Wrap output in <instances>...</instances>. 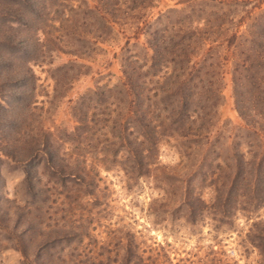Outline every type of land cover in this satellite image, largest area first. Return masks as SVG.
<instances>
[{
  "label": "rangeland",
  "instance_id": "374dc122",
  "mask_svg": "<svg viewBox=\"0 0 264 264\" xmlns=\"http://www.w3.org/2000/svg\"><path fill=\"white\" fill-rule=\"evenodd\" d=\"M262 1L252 0L239 14L260 12L255 6L264 10ZM65 5L63 17L69 21L63 24V32L67 36L63 42L45 44L43 54L30 64L35 75L30 99L36 102L31 104L35 108L27 109L21 130L53 132L56 143L78 159L86 168V178L91 176L93 181L86 185L75 180L55 190L48 175L40 174L41 186L48 191L40 199L47 200L34 204L23 167L0 152V264H24L15 239L28 223L38 221L42 226L29 232L26 239L39 241L41 232L53 229L63 232L68 241L61 253L65 264H122L128 254L139 264H264L256 240L251 243V236L248 238L254 233V222L260 221L258 226L264 229V201L255 209L248 202L239 204L224 218L211 207L192 218L181 207L186 180L194 171L195 177H190L193 192L210 203L214 196L210 168L219 161L228 172L227 157L235 149L254 151L239 136L244 123L234 106L231 59L224 61L222 69L217 124L221 139L216 148L220 156L213 152L201 160L203 147L190 148L177 139L163 140L152 171L137 176L129 169L125 155L120 153L116 159L111 155L112 135L117 133L113 128L116 113L112 112L116 107L111 102H117L114 96L125 98L118 92L126 59L137 55L141 63L150 54L144 47L143 22L150 23L173 8H186L174 14L182 15L190 7L176 0H154L137 13L108 15L117 22L96 44L95 0H66ZM204 9L211 11L210 7ZM2 90L0 87V95ZM102 90H108L106 94L113 90V96L96 104V91ZM83 112L87 131L84 128L82 132L77 120ZM11 117L16 118L15 114ZM2 121L0 115V135ZM75 127L78 131L72 133ZM188 153L192 154L185 156Z\"/></svg>",
  "mask_w": 264,
  "mask_h": 264
},
{
  "label": "trees",
  "instance_id": "16d2710c",
  "mask_svg": "<svg viewBox=\"0 0 264 264\" xmlns=\"http://www.w3.org/2000/svg\"><path fill=\"white\" fill-rule=\"evenodd\" d=\"M65 1L0 0V87L3 89L0 152L23 167V177L32 190L34 204L44 201L46 198L40 197L48 192L41 186L40 174L48 175L55 190L75 180L86 185L93 181L91 176L86 178V168L80 166L78 159L56 143L53 132L42 128L33 133L21 130L27 109L35 108L31 104L36 102L30 99L34 95L35 78L30 64L43 54L47 43L63 42L67 36L66 31L63 32V24L69 21L63 17ZM153 1L95 0L96 44L102 42L117 22L113 16L107 18L108 15L137 13L151 6ZM176 1L190 7L189 11L174 15L186 8H173L150 23L144 21V47L150 54L141 63L137 55L124 62V78L117 92L123 93L125 98L114 96L117 102H111L116 107L112 112L116 113L113 128L117 130L112 135L115 141L110 144L111 155L116 159L122 153L130 162L129 169L143 176L158 162L163 140L177 139L190 148L203 147L201 160L216 153L221 139L217 124L222 69L229 57L234 106L244 123L239 136L254 151L235 149L227 157L228 172L219 161L210 168L208 175L214 186L210 203L193 192L190 180L195 177L194 171L186 180L181 207L192 218L206 207H211L219 218L228 217L239 204L248 202L253 209L258 208L264 201V10L255 6L260 12L247 11L246 15H240L252 0ZM206 7L211 8L210 13L205 11ZM112 91L109 90V94H106L108 90L96 91V104L107 102V97L113 96ZM13 114L16 118L11 117ZM85 118L83 112L77 120L82 124L78 126L82 132L87 129L83 126ZM78 130L75 127L72 133ZM189 154L192 153L185 156ZM38 168L42 171L38 172ZM98 174L96 171V176ZM201 179L205 180V176ZM27 205L30 206L28 202ZM258 223L260 221L254 222V233L248 234V238L251 236V243L256 240L255 247L264 260V229H260ZM31 224L28 223L15 239L23 263L65 264L61 253L68 242L66 235L53 229L41 232L39 241H31L26 235L42 226L40 221ZM130 255L122 264H139L134 255Z\"/></svg>",
  "mask_w": 264,
  "mask_h": 264
}]
</instances>
